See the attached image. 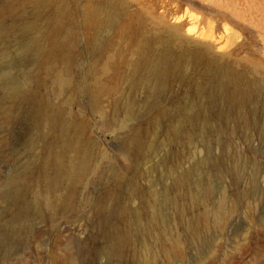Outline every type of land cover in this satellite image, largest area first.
<instances>
[{
    "label": "bare ground",
    "instance_id": "bare-ground-1",
    "mask_svg": "<svg viewBox=\"0 0 264 264\" xmlns=\"http://www.w3.org/2000/svg\"><path fill=\"white\" fill-rule=\"evenodd\" d=\"M255 1L248 3V10L242 4L247 13L241 14L242 22L236 18L232 27L223 28V34H215L210 25L197 31L182 22L168 25L143 7L129 11L126 0H86V50L105 54L113 49L116 56L95 59L83 78L75 82L64 39L53 37L50 46L44 47L49 28L56 34L61 30L58 22L48 20L45 13L67 11L66 5L55 7L54 0H24L10 24L0 21V130L18 122L25 133L22 159L2 183L6 188L5 211L26 220L31 216L52 219L78 202L86 208V178L96 171L101 176L108 172L114 185L100 181L104 200L87 203L98 221L112 218L110 225L102 226L106 241L102 254L107 264L121 260L126 252L132 264H171L172 255L182 260L183 250L171 236V223L163 214L180 219L184 210L180 200L191 206H205L197 220L179 225L188 243L198 240L208 219L216 226L223 225L226 197L219 198L214 210L207 208L212 190L205 182L206 176L213 171L238 180L241 156L231 150L230 139L238 132L247 134L257 128L250 105L253 96L262 90L264 70L247 56L239 57L238 52L246 44L239 34L242 27L258 34L264 48V0ZM236 5L240 13L241 5ZM108 32H114L115 39H109ZM121 45L130 50L129 57L119 48ZM41 69L44 81L52 84L54 96L80 91L104 126L116 130L118 156L127 162L126 172L112 160L113 155L102 153L91 163L92 154L86 148V120L38 94L34 84H41L37 76ZM125 79L131 92L128 96L119 92V81ZM175 82L188 87L183 101L172 109H154L162 93ZM141 84L146 91L142 109H134L132 94ZM112 93L119 96L111 99L114 108L104 119L100 103ZM152 111L157 112L156 116L141 124ZM151 134L152 139L145 141L144 136ZM244 137L247 139V135ZM260 138L264 140V134ZM193 142L194 147L199 144L203 148V158L188 166L182 164L188 161L189 150L188 156L186 152L170 158V145L183 147ZM214 146L220 148L216 156ZM158 150L162 151L158 159L142 168L140 161H150ZM258 170L260 166L254 164V173ZM142 180L148 181L147 188ZM156 184L161 185L158 191L151 188ZM180 188L188 191L178 193ZM133 200L138 204H132Z\"/></svg>",
    "mask_w": 264,
    "mask_h": 264
},
{
    "label": "rangeland",
    "instance_id": "rangeland-1",
    "mask_svg": "<svg viewBox=\"0 0 264 264\" xmlns=\"http://www.w3.org/2000/svg\"><path fill=\"white\" fill-rule=\"evenodd\" d=\"M126 1H128L129 11L140 10L143 7L148 12L152 11L159 15L168 25H176L182 22L188 29L196 27L194 31L206 30V27L210 25L213 26L212 31L215 34H221L224 27H232L231 25L237 20L236 18L242 22V16L247 15L243 7L248 10V7H250L247 6L248 3L251 5L256 2L255 0H253L254 2L246 0L245 3L243 0ZM23 2L24 0H0V21L4 24H10L16 8ZM236 2L239 6L241 5L239 7L240 13L235 8L237 6ZM61 3V1L54 0L55 7ZM85 3L86 0H64L62 5H66L67 11L58 14L53 13L54 11L45 13L48 15V20L58 22L61 30L56 34L50 27L44 47L50 46L53 37L64 39V44L68 45L70 50L71 75L75 82L83 78L86 69L95 59L98 60L101 57L114 58L116 56L113 49H107L105 54L100 51L91 54L86 50V20L83 12L86 8ZM242 9H244V12H241ZM242 13L243 15H241ZM242 29L243 32L240 31L239 34L245 37L246 44L245 47L239 49V57L247 56L250 61H253L260 69L264 70V48L257 38L258 34L254 32L253 34L251 30L247 32L249 29L245 30L243 27ZM251 33L253 35L250 37ZM109 39H115L114 32L109 33ZM119 48L125 50L123 53L126 57L128 54L130 56L131 52L125 45H121ZM9 50L12 49L9 48ZM131 57L133 58L134 55ZM42 71L41 69V72L39 71L37 75L41 84L39 86L34 84L38 94L59 103L62 108L71 109L86 120V148L92 154L93 160H91V163H94L98 155L102 153L109 156L113 155L112 160L118 163L122 172H126L127 162L118 156L120 142L114 138L116 130L104 126V122L100 121V116L94 114L91 110L95 108L86 103V97L82 96L80 91L59 97L54 96L52 84L44 81ZM34 73L32 74L34 75ZM19 77L27 80L24 75ZM27 81L29 82L30 78ZM30 84L32 85L31 82ZM119 84L120 93L123 92L125 96L131 94L126 79L119 81ZM261 84L262 90L253 96V103L250 105L251 109L254 110L257 128L249 130L247 134H239L238 132L229 142L231 150L238 152V156L239 154L241 156H239L240 160L238 162L240 167L238 180L235 181L227 173L220 176L221 174H216L213 171H209L208 177L206 176L205 179L212 190V196L207 203L208 209L214 210L219 198L222 195L226 197L223 206L224 224L216 226L212 219H208V223L205 222L207 226L200 231L198 240L188 243L181 234L179 225L181 222L185 225L196 219L197 214H200L202 210L204 211L205 206H191L187 201L180 200V203L184 204L183 216L181 215L180 219L174 214L167 213L166 217L163 214L164 219L170 221L171 236L176 239L184 255L182 260H178L172 255L170 258L171 264H264V140L260 138L264 134V78ZM109 86H113V83H109ZM145 92L143 84L135 89L132 94L136 101L134 109H142L141 104ZM187 92V86H183L178 82L170 84V87L159 97L158 107L154 109H172L178 102L183 101ZM117 96L119 94L112 93V95L102 99L100 109H104L105 116L104 113L102 115L104 119L111 112L110 109L114 108L113 102H110L111 99H115ZM156 113V111H152L141 124L147 123L156 116ZM162 134L163 132L160 129L158 131L159 138L162 137ZM246 135L247 139L244 137ZM144 138L145 141H150L152 134L144 136ZM24 141L25 133L21 123L17 122L0 130V264H107L106 257L102 254V249L106 244L102 226L110 225L112 218L107 216L101 222L98 221L87 203L89 200L94 202L104 200L100 181L106 182L110 186L114 185V181L107 176L108 172L106 173L107 177L101 176L96 171L86 178V191L83 195L86 196V208L78 202V205L74 208L59 212L52 219H36L31 216L26 220L11 217L5 211L7 208L4 197L6 188L2 183L4 177L22 159L20 150H22ZM194 142L189 145L184 143L183 147L181 144L170 145V158L176 159L181 153L187 152V156L190 153L188 161L183 163L182 166H188L190 162L200 160L205 156V153L199 144L194 147ZM157 147L156 144L155 148ZM219 152L220 148L214 146L213 155L216 156ZM161 153L162 151L158 150L157 154L150 158L152 162L144 163L141 160V167H148L149 164L158 159ZM254 164L260 166V170L256 173H254ZM141 183L146 188L148 187L147 180H142ZM160 186V184H156L151 188L158 191L161 188ZM184 191L188 190L180 188L178 193ZM198 196H200V193H198ZM132 204L137 205V200H133ZM83 210H86V212ZM145 257H148V255L145 254ZM111 264L132 263L129 254L126 252L121 260L113 259Z\"/></svg>",
    "mask_w": 264,
    "mask_h": 264
}]
</instances>
